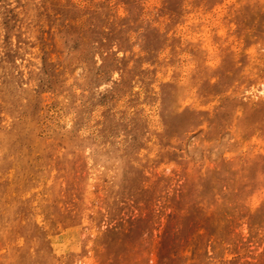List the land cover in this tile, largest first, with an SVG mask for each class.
<instances>
[{
    "label": "rangeland",
    "instance_id": "obj_1",
    "mask_svg": "<svg viewBox=\"0 0 264 264\" xmlns=\"http://www.w3.org/2000/svg\"><path fill=\"white\" fill-rule=\"evenodd\" d=\"M0 264H264V0H0Z\"/></svg>",
    "mask_w": 264,
    "mask_h": 264
}]
</instances>
